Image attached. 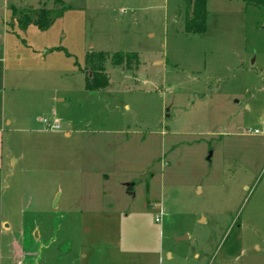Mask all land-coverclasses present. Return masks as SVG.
Segmentation results:
<instances>
[{
	"label": "rangeland",
	"instance_id": "rangeland-1",
	"mask_svg": "<svg viewBox=\"0 0 264 264\" xmlns=\"http://www.w3.org/2000/svg\"><path fill=\"white\" fill-rule=\"evenodd\" d=\"M62 2L0 0V264H264V7ZM91 52L138 63L87 90Z\"/></svg>",
	"mask_w": 264,
	"mask_h": 264
},
{
	"label": "trees",
	"instance_id": "trees-1",
	"mask_svg": "<svg viewBox=\"0 0 264 264\" xmlns=\"http://www.w3.org/2000/svg\"><path fill=\"white\" fill-rule=\"evenodd\" d=\"M251 2L253 5L263 6L264 0H243ZM54 9H35V10H17L10 8L11 16L16 25L24 28L34 25L40 29H47L53 22L54 18L62 15L67 9L62 0H54ZM206 0H184V30L191 34H203L205 32L206 23ZM138 63V56L129 52H91L87 53L84 59V70L88 76L85 78V89L97 90L104 88L108 83L105 74V63H109L114 67L123 66L129 68L131 61Z\"/></svg>",
	"mask_w": 264,
	"mask_h": 264
},
{
	"label": "built area",
	"instance_id": "built-area-1",
	"mask_svg": "<svg viewBox=\"0 0 264 264\" xmlns=\"http://www.w3.org/2000/svg\"><path fill=\"white\" fill-rule=\"evenodd\" d=\"M42 123L43 124H45L46 126H47V129L48 130H58L59 129V127H58V122L56 121V120H52L51 122L50 121H48V120H45V119H43L42 120ZM253 134H257V131L256 130H254L253 132H252ZM161 220V217L160 216H157V217H155V222H159Z\"/></svg>",
	"mask_w": 264,
	"mask_h": 264
},
{
	"label": "crops",
	"instance_id": "crops-1",
	"mask_svg": "<svg viewBox=\"0 0 264 264\" xmlns=\"http://www.w3.org/2000/svg\"><path fill=\"white\" fill-rule=\"evenodd\" d=\"M53 120H56V119H53ZM57 121V120H56ZM3 128L0 127V142H1V138H2V133H3ZM68 133L65 132V136H67ZM0 149H1V146H0ZM1 163H2V156H1V152H0V166H1ZM186 239H187V236L185 235Z\"/></svg>",
	"mask_w": 264,
	"mask_h": 264
},
{
	"label": "water",
	"instance_id": "water-1",
	"mask_svg": "<svg viewBox=\"0 0 264 264\" xmlns=\"http://www.w3.org/2000/svg\"><path fill=\"white\" fill-rule=\"evenodd\" d=\"M184 236H185V235H184ZM184 236L177 237L176 239H177V240H183V237H184Z\"/></svg>",
	"mask_w": 264,
	"mask_h": 264
},
{
	"label": "bare ground",
	"instance_id": "bare-ground-1",
	"mask_svg": "<svg viewBox=\"0 0 264 264\" xmlns=\"http://www.w3.org/2000/svg\"><path fill=\"white\" fill-rule=\"evenodd\" d=\"M184 237H185V236H184ZM184 237H183V238H184Z\"/></svg>",
	"mask_w": 264,
	"mask_h": 264
}]
</instances>
